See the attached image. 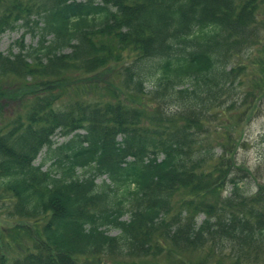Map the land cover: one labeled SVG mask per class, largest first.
Returning <instances> with one entry per match:
<instances>
[{
	"label": "trees",
	"instance_id": "16d2710c",
	"mask_svg": "<svg viewBox=\"0 0 264 264\" xmlns=\"http://www.w3.org/2000/svg\"><path fill=\"white\" fill-rule=\"evenodd\" d=\"M17 29L0 264H264V190L230 178L225 128L264 0H0V44Z\"/></svg>",
	"mask_w": 264,
	"mask_h": 264
},
{
	"label": "rangeland",
	"instance_id": "374dc122",
	"mask_svg": "<svg viewBox=\"0 0 264 264\" xmlns=\"http://www.w3.org/2000/svg\"><path fill=\"white\" fill-rule=\"evenodd\" d=\"M23 35L24 31L21 29L5 33L0 51L7 55L18 50L19 44L16 43ZM32 42V37L26 35L24 45H30ZM236 61L234 65L241 66V81L238 83L240 100L234 102L233 117L225 127L227 130L230 129L232 139L227 148L232 151L233 165L230 169L232 171L230 178L239 183L245 191L253 194L260 191L262 193L264 190V64L257 63L264 62V53L255 52L250 57H242ZM55 141L61 143L64 139L58 135ZM225 141H229L227 137ZM216 153L222 151L218 149ZM40 161L41 158L38 163ZM103 179H98V182L101 183ZM227 186L225 195L233 189L230 183H227ZM2 200L0 197V225L4 226L5 230L18 227L16 222L13 224L6 219L5 211L1 210L5 206ZM111 234L115 236L118 232L112 231Z\"/></svg>",
	"mask_w": 264,
	"mask_h": 264
}]
</instances>
